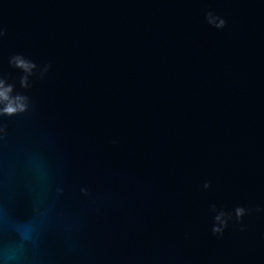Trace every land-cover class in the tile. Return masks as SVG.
<instances>
[{
	"label": "water",
	"instance_id": "1",
	"mask_svg": "<svg viewBox=\"0 0 264 264\" xmlns=\"http://www.w3.org/2000/svg\"><path fill=\"white\" fill-rule=\"evenodd\" d=\"M0 30L30 97L0 118V241H264V0H0ZM213 206L248 214L214 235ZM0 264H264V242H0Z\"/></svg>",
	"mask_w": 264,
	"mask_h": 264
},
{
	"label": "clouds",
	"instance_id": "2",
	"mask_svg": "<svg viewBox=\"0 0 264 264\" xmlns=\"http://www.w3.org/2000/svg\"><path fill=\"white\" fill-rule=\"evenodd\" d=\"M205 19L207 22L216 28H224L226 26V20L222 17H217L213 13H206ZM6 33L0 30V39ZM9 63L12 67L20 69L24 75L20 78V84L22 88L29 87V77L32 76L38 65L23 56V54H15L9 59ZM51 65H46L43 72L50 70ZM43 74V73H42ZM30 106V97L23 92H17L14 84H10L6 79L0 77V118L4 116H14L24 113L28 110ZM5 131L4 127H0V132ZM211 187L210 183H205L204 188L207 189ZM213 211L216 213L213 217L212 232L214 235H222L223 232L229 226V221L235 217L237 221H242L245 215L248 214V209L243 206H237L231 213L225 211H216L215 206H213Z\"/></svg>",
	"mask_w": 264,
	"mask_h": 264
}]
</instances>
